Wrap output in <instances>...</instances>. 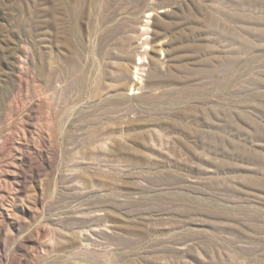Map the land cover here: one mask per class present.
<instances>
[{
	"label": "rangeland",
	"instance_id": "1",
	"mask_svg": "<svg viewBox=\"0 0 264 264\" xmlns=\"http://www.w3.org/2000/svg\"><path fill=\"white\" fill-rule=\"evenodd\" d=\"M0 264H264V0H0Z\"/></svg>",
	"mask_w": 264,
	"mask_h": 264
}]
</instances>
